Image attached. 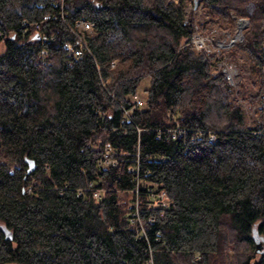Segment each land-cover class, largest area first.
Segmentation results:
<instances>
[{
  "label": "trees",
  "instance_id": "16d2710c",
  "mask_svg": "<svg viewBox=\"0 0 264 264\" xmlns=\"http://www.w3.org/2000/svg\"><path fill=\"white\" fill-rule=\"evenodd\" d=\"M198 3L247 17L263 119L264 0ZM195 25L185 0H0V264H264V122Z\"/></svg>",
  "mask_w": 264,
  "mask_h": 264
},
{
  "label": "rangeland",
  "instance_id": "374dc122",
  "mask_svg": "<svg viewBox=\"0 0 264 264\" xmlns=\"http://www.w3.org/2000/svg\"><path fill=\"white\" fill-rule=\"evenodd\" d=\"M193 3L194 0H185V11L194 18L196 24L194 31L207 35L206 43L215 52L212 71H221L226 77L237 102L246 113L247 125L263 123L264 116L262 119L257 104L239 94L241 86H244L245 93H254L259 87V76L250 68V60L246 53L235 47V44L242 39L244 29L248 25L247 17L236 16L229 26L202 3L197 1L196 6ZM148 83L147 75L140 79L137 91L139 96H144Z\"/></svg>",
  "mask_w": 264,
  "mask_h": 264
},
{
  "label": "built area",
  "instance_id": "2783aa9c",
  "mask_svg": "<svg viewBox=\"0 0 264 264\" xmlns=\"http://www.w3.org/2000/svg\"><path fill=\"white\" fill-rule=\"evenodd\" d=\"M51 15L49 13H47L45 15V17H50ZM75 24L77 26V37H76V42H77V46H73L71 43L67 42L65 43L66 47H68L70 50H72L76 55L80 56L81 54H83L85 52L86 49H88L87 47V42H86V34L89 33L92 30L93 27V23L92 21L88 20V19H84V18H78L75 21ZM35 28H38L41 26V20H37L33 23ZM48 34L45 33H40V36H42L43 39L48 38L47 36ZM207 41V35H203L198 31H194L191 35L190 38V42L193 45V47L197 50H204L207 53H212L214 54L215 52L213 51V49H211L210 46L207 45L206 43ZM219 54V52H218ZM215 59V58H214ZM115 62V59L111 60V64H113ZM107 81V79H106ZM136 103H139V99H136ZM262 129H264V123L262 124ZM213 136V135H211ZM108 151V148H106V153ZM130 169L133 168H138V165H129ZM94 195H98V191H94L93 193ZM158 196L161 198V201H163L162 203H166V195L164 193V191H159ZM135 209L133 210L132 214H137V200H134L133 202ZM130 207L132 205H129ZM134 218V217H133ZM137 219V218H136Z\"/></svg>",
  "mask_w": 264,
  "mask_h": 264
},
{
  "label": "water",
  "instance_id": "95a60500",
  "mask_svg": "<svg viewBox=\"0 0 264 264\" xmlns=\"http://www.w3.org/2000/svg\"><path fill=\"white\" fill-rule=\"evenodd\" d=\"M198 0H194V6H196ZM37 37L40 36L39 32L35 34ZM27 167L26 171L29 172L35 167V161L33 158L26 157ZM252 237L254 239V250L256 252H260L264 250V237L260 235L255 229L252 231Z\"/></svg>",
  "mask_w": 264,
  "mask_h": 264
}]
</instances>
